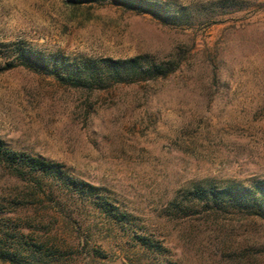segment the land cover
Listing matches in <instances>:
<instances>
[{"label": "rangeland", "instance_id": "obj_1", "mask_svg": "<svg viewBox=\"0 0 264 264\" xmlns=\"http://www.w3.org/2000/svg\"><path fill=\"white\" fill-rule=\"evenodd\" d=\"M215 1L0 0V145L99 190L0 157V253L16 257L0 264H264V218L198 195L264 186V4ZM13 46L179 67L81 87L21 65Z\"/></svg>", "mask_w": 264, "mask_h": 264}, {"label": "trees", "instance_id": "obj_2", "mask_svg": "<svg viewBox=\"0 0 264 264\" xmlns=\"http://www.w3.org/2000/svg\"><path fill=\"white\" fill-rule=\"evenodd\" d=\"M94 1V0H89ZM252 4L259 6L264 4V0H217L210 5L225 13L239 12L248 9ZM14 52L19 55L23 66H40L43 69H49L51 74L65 83L72 81L81 87H98L110 85L113 83H132L140 80H157L167 78L179 67L176 61L158 62L152 56H137L127 60H114L105 58L101 60L85 59L82 62H70L52 57L50 60L41 53L34 50L23 48L22 46H13ZM0 157L4 158L11 166H18L30 172L51 177L62 182L66 187L81 195H88L93 199L97 198L99 191L94 186H89L69 176L62 164L49 161L41 156H30L25 153H19L0 145ZM199 200L202 202L228 204L234 207L246 208L252 213L264 218V186L255 188H231L223 191H209L198 193ZM100 208L106 212L115 215L111 204L101 202ZM116 216V215H115ZM145 247L161 251V246L156 245L148 238H140ZM7 255V256H6ZM0 258L16 261V257H10L8 254H1ZM18 261V260H17Z\"/></svg>", "mask_w": 264, "mask_h": 264}]
</instances>
